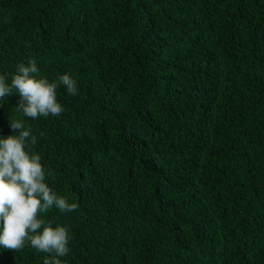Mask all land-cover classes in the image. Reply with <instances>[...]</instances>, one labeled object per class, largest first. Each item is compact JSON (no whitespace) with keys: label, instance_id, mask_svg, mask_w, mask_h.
Masks as SVG:
<instances>
[{"label":"trees","instance_id":"obj_1","mask_svg":"<svg viewBox=\"0 0 264 264\" xmlns=\"http://www.w3.org/2000/svg\"><path fill=\"white\" fill-rule=\"evenodd\" d=\"M30 59L77 82L60 116L0 100V138L23 119L78 205L41 214L64 264H264V0H0V75Z\"/></svg>","mask_w":264,"mask_h":264},{"label":"clouds","instance_id":"obj_2","mask_svg":"<svg viewBox=\"0 0 264 264\" xmlns=\"http://www.w3.org/2000/svg\"><path fill=\"white\" fill-rule=\"evenodd\" d=\"M8 74L0 75V100L15 90L19 94L17 112L29 119L60 116L64 111L57 100V89L63 86L69 95H78L77 82L69 74L55 80L41 76L35 59L17 65L7 82ZM14 135L0 138V246L19 252L26 245L47 254L43 264H64L69 252L70 229L53 226L41 217L55 207L60 213H71L78 205L58 195L45 182L41 156L33 151L37 137L23 119L10 122ZM41 136L44 134L41 132Z\"/></svg>","mask_w":264,"mask_h":264}]
</instances>
